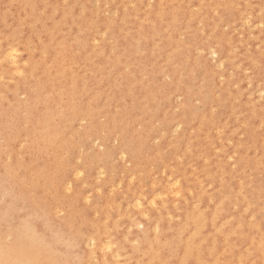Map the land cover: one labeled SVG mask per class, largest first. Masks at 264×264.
I'll return each mask as SVG.
<instances>
[{
  "label": "rangeland",
  "instance_id": "1",
  "mask_svg": "<svg viewBox=\"0 0 264 264\" xmlns=\"http://www.w3.org/2000/svg\"><path fill=\"white\" fill-rule=\"evenodd\" d=\"M208 4L214 9L209 7L210 5ZM248 9L252 11L246 12ZM238 10L239 12L243 11L239 13ZM262 12H264V0H0V233H4L10 227L13 228L14 224L18 222V215L27 210L34 213V216L42 210V213L50 221L54 222L66 217L70 208V220L75 223V225H72L74 228L72 235H74V241L77 239L76 242L77 244L79 243L77 245L74 242L76 247L73 245L71 251L73 255L76 253L80 254L78 264H101L103 256L104 258L110 257L112 250L117 247L119 249L120 247L122 249L126 248L124 249L125 251L120 249V254L117 257L120 260V256H122V259L117 261L122 262L121 264H127L132 259L131 255L134 257L136 253V257L142 256L141 250L138 249L140 253L137 250L142 245L141 234L138 233L143 235L144 232L142 231L164 217V221L160 220V223L164 222L165 224H159V229L160 227L162 229L165 227V235L170 238L169 234H171V231H173L172 233L176 232L174 228L182 225L180 222L181 214L185 211L186 205H190L191 202V204H194L195 202L196 206L203 207L205 205L203 209L210 208L214 202V199L211 200L210 196L214 198V194L215 196L218 195L219 190H226L227 188L230 192L229 195L232 196L231 201L227 204L230 216L231 214L233 215L230 219V221L232 220V226L235 223L234 220L240 215V210L244 207L241 203L237 205L234 197L242 198V195L245 194L246 198H249L248 203L250 205L254 203V205L249 206L248 204L249 207H244L245 209L241 211H245L241 214L245 218L243 220L246 223H254L255 221L258 224L261 221L260 230L263 231L264 198L260 197H264V189H262L264 188V155L260 156L262 153L264 154V148L262 149L264 147V138H262L264 137V103H262L259 93L261 90L264 91V89L261 88L259 65L262 56L260 50L264 46V39L262 41V33L259 31L261 30L259 25L261 22L258 23ZM218 15L221 16L219 17ZM246 16H248V19H244L247 18ZM251 16H256L257 18ZM219 18L222 19L219 20ZM244 20H248V23L245 24ZM255 23L256 26L254 25ZM143 35L146 37L144 38ZM248 37L251 38L249 39ZM137 38L140 39L137 40ZM240 39L242 42L246 40L242 43L239 42ZM225 40L228 43H225ZM177 41L178 43H176ZM182 41L184 44L187 43L186 46L183 45ZM174 45L175 47H173ZM246 45H248V49L245 48ZM254 46H260L261 49ZM229 47H235L233 48L235 52L232 53L233 49L231 50ZM10 48L13 49L10 50ZM14 49L16 60L13 62L15 64L12 60L7 59L8 54ZM141 49L142 52H139ZM245 49L248 51L246 52ZM210 52H212L211 55L214 58L209 55ZM214 53L215 55H213ZM249 55L251 56L249 57ZM66 63L68 64L66 65ZM218 64L225 65L224 69L220 68L221 65L218 67ZM249 69H254L251 75L248 74ZM178 75L182 77L180 78ZM201 75L202 78L204 76L205 82H202ZM166 82L173 88L168 86ZM250 83L252 85L251 88H249ZM199 84L202 86H199ZM157 88H159V91ZM199 89L201 92H207L208 100L204 101L200 98L203 94L197 92ZM72 90L74 93L71 92ZM152 92H155L154 95ZM170 92L175 96L171 95ZM60 93L62 96H60ZM221 97L222 100L220 101ZM257 97L258 100L256 99ZM69 98L74 101L71 102L72 100H69ZM94 98L96 100L93 102ZM195 98L198 100L195 101ZM151 99L154 101L152 102ZM69 102L71 103L69 104ZM196 102H198V105ZM87 103L90 105L88 106ZM29 104L31 105L29 106ZM188 104L194 106V108L191 107L192 114L190 116L189 114H182L184 106ZM175 105H179L180 110ZM209 105H212V107ZM262 105L263 107H261ZM94 106V109L96 107L98 109L94 110ZM68 107L70 109H67ZM258 107L259 109H257ZM47 108L49 110L46 111ZM60 108L63 110L62 112ZM172 108H175L174 111ZM235 108L236 110H234ZM253 108H256V110L263 109L261 117L252 115L251 111L254 110ZM154 109L156 110L154 111ZM211 109L214 111L211 112ZM141 110L148 111L143 112ZM128 111L130 112L129 114H127ZM243 111H246V113ZM201 112L212 119V122L209 125H203L204 127H200L203 123L196 115ZM141 113L143 114L140 116ZM110 114L114 115V117ZM181 114L184 116L181 117ZM85 115L86 118H83ZM87 115H90L92 120L94 119L93 123H90L92 126L89 125ZM250 116H252L251 119ZM173 118L176 119L174 120ZM44 119H48L50 122L43 121ZM177 119L179 121L181 119L187 120V124L182 122L183 125ZM223 120H225V123ZM251 120L252 123L249 124L251 126H247V121ZM177 123H179V127L177 126L178 128L176 129ZM151 126L153 127L151 128ZM180 127L182 129H179ZM195 127L200 128L197 129ZM250 127L255 129L254 132L250 133ZM54 128L58 129L56 133ZM34 129L46 134L45 137L49 139V144L47 142L42 146L32 145L33 149L29 151L27 144L30 138L35 136ZM149 129L150 131H148ZM209 129L210 132L208 131ZM190 130L193 133L190 132L191 135L189 134V136ZM204 130L206 136L203 140L207 142L205 143L207 145L202 146L206 147L205 155L207 156L205 158H197L194 154L196 146L194 148L191 141H194L193 139L196 140V137L193 138L194 135L196 136ZM244 130L247 131L245 132ZM195 131L200 132L196 133ZM242 131H244V135ZM51 134L57 135L51 136ZM137 135H140V137ZM178 136H181L180 139H178ZM217 136L218 138L221 137L217 139ZM141 138L143 140L145 138L147 141L144 145L145 147L139 148L137 156L131 155L130 150L136 145L143 143V140L138 143ZM123 139L127 140V146L120 145L123 144L121 143ZM238 142L241 145H237ZM252 143H256L255 146ZM189 144L191 146H188ZM215 144L217 147L214 146ZM98 145L101 146L99 147ZM223 145L225 149H223ZM234 145H237V149L234 148ZM250 145L251 147H248ZM121 147L128 148L129 152L121 154V152L117 151ZM188 147L193 148L187 149ZM214 149L215 151H213ZM188 150L190 151L189 153ZM177 153L180 158L177 157ZM232 153H236V155L233 154L231 156ZM239 154L244 155H241L243 158ZM120 155H123V157ZM249 155L253 158L251 159ZM256 158L259 159L257 160ZM170 159L171 162H169ZM244 159H246V163ZM261 160L262 163H258V165L257 162H261ZM232 162H236V164ZM217 163L221 164L225 171L220 170ZM80 165L82 166L81 172ZM192 166L195 168L194 172L192 171ZM256 166L260 169L259 171ZM161 167L162 169H160ZM206 167L214 168V173L216 171L217 175L216 173L215 176L214 173L206 174V170H203ZM249 169H253L250 171L251 173L249 172L250 175L247 173ZM226 172L228 173L225 174ZM221 173H223V179L220 175ZM165 174H167L166 177ZM131 176L134 177L131 178ZM172 178L176 180L172 181ZM221 179L223 182H221ZM229 179L230 181L228 182ZM118 180L119 182H117ZM199 180L201 183H198L200 182ZM211 180L213 184L210 182ZM169 182L171 189L168 187ZM225 182L227 186L224 184ZM239 182L246 187L245 193L241 187L239 188L241 185H239ZM248 182H250V185ZM149 183H152L151 186ZM173 184L174 186L180 185L177 194H172L171 192L175 188ZM259 184H262L261 188ZM144 186L146 188H143ZM203 187H205V190ZM257 188H260V191ZM168 191L169 194H167ZM235 192L240 194L237 195ZM160 193L164 194L160 195ZM198 193L202 196V201L197 199ZM142 194H144V198H148L142 200L144 199ZM180 194L182 195L179 196ZM209 197L210 200L207 199ZM258 197L260 200H256ZM132 199L137 200L136 203L137 205L139 204L137 207H135V201ZM151 200H153L154 204ZM164 200L167 203L162 204ZM133 201L134 203L131 207L130 205H132L131 202ZM45 204H48V207H44ZM117 205L119 206L118 209ZM233 205H235V208L238 206L236 210H234ZM149 206L151 211L146 212ZM174 207H176L177 211ZM260 208L262 210L258 212L257 210ZM156 209L157 211L160 209L159 213L162 214H160V218ZM107 210L108 212H106ZM170 210L173 214L168 213ZM98 211H100L99 214ZM141 211L143 212L140 215ZM254 211H257V213ZM106 213H108L109 218L104 216ZM134 213L137 215H133ZM144 213L150 216V220H147V216L145 217ZM153 213H156V215ZM142 214L144 215L142 216ZM114 215L117 216V221ZM169 215L172 216L170 217ZM250 215L255 219L250 217ZM139 216L141 217L139 218ZM104 217H106V220L103 219ZM165 217L167 218L165 219ZM175 217L177 221L174 219ZM247 217L248 219H246ZM258 218L261 220L259 221ZM167 219H169L170 223L173 222L174 225L169 226ZM249 219L250 221H248ZM138 220L144 222L143 224L141 223L143 228L140 227L142 226L140 223H138L139 226L137 227ZM110 221L111 223H109ZM130 222H135V224ZM176 222L178 226H175L177 225ZM122 223H125V225ZM117 225L120 226L117 227ZM166 226L171 228H167L168 231H166ZM132 227L133 229H131ZM91 229L101 230L100 234L102 236L100 239H104L103 242L109 241L111 243L110 251H106V249H109L107 247L101 248L100 245H97L99 244L97 238L95 240L97 242L93 244L95 241L90 240V236H92L90 234ZM127 229L130 233H127L129 232ZM136 229L138 230L137 233ZM115 230L127 233L128 236L126 234L122 235V233H118ZM208 230H210V227H206L203 234L205 235L207 232V236H212L217 231L214 230L213 233ZM106 231L107 234H111L105 235ZM182 232H180L181 237L184 236V232ZM103 233H105L104 236ZM216 234L218 235L217 232ZM106 236L109 237L107 238ZM136 236H139L138 238L140 239L135 238ZM125 237L129 238L123 243L126 240L124 239ZM135 240H139L137 244H135ZM234 240V243H236V235ZM216 241L214 243L220 244L221 237L216 238ZM90 242L93 247H90V245L87 247ZM112 242H115V244L113 245ZM84 243L87 244L85 245ZM97 247H100V249ZM220 247H224L223 249L220 248L223 250L222 257L230 254H225L228 252L225 246L221 245ZM101 250L106 255L103 252L101 253ZM91 252H94L95 255ZM125 255L127 256L125 257ZM91 256H93L92 259ZM117 257L115 259H118ZM94 258L97 260L95 261ZM87 259H91L89 263L86 262ZM123 259L125 260L124 262ZM250 261L248 259L246 262L250 264ZM246 262L245 264H247Z\"/></svg>",
  "mask_w": 264,
  "mask_h": 264
},
{
  "label": "bare ground",
  "instance_id": "2",
  "mask_svg": "<svg viewBox=\"0 0 264 264\" xmlns=\"http://www.w3.org/2000/svg\"><path fill=\"white\" fill-rule=\"evenodd\" d=\"M208 5H210V4H208ZM245 6L247 5V4H244ZM244 6V7H245ZM248 6V5H247ZM133 7V6H132ZM209 7H211V5L209 6ZM250 7H252V6H250ZM212 9H214V7H211ZM250 9H252V8H250ZM250 9H248V10H250ZM215 10H216V8H215ZM214 10V11H215ZM246 10V9H245ZM246 11V12H251L252 10H250V11ZM137 11H139V10H137ZM241 11H243V10H241ZM240 11V12H241ZM129 12V11H128ZM217 12V11H216ZM238 12H239V10H238ZM239 12V13H240ZM147 13V12H146ZM146 13H145V15H146ZM163 13V12H162ZM136 14V13H135ZM218 14V13H217ZM220 14V13H219ZM252 14V13H251ZM216 15V14H215ZM249 16H250V14H248ZM260 15V14H259ZM219 16V15H218ZM221 16V15H220ZM219 16V17H220ZM175 17V16H174ZM243 17V16H242ZM247 18H244V19H248V16H246ZM251 17H253V16H251ZM256 16H254L253 18H255ZM259 17H261V15L259 16ZM250 18V17H249ZM257 18V17H256ZM222 19V18H221ZM220 18H219V20H221ZM240 19V18H239ZM250 19H252V18H250ZM249 19V20H250ZM260 19V18H259ZM147 20V19H146ZM145 20V21H146ZM261 20V19H260ZM259 20V22L258 23H260L261 21ZM244 21H246V20H244ZM248 21V20H247ZM151 22V21H150ZM215 22V21H214ZM248 23V22H247ZM247 23H245V24H247ZM254 23V22H253ZM255 26H256V23L254 24ZM260 25V24H259ZM141 26V25H140ZM250 26V25H249ZM252 26V25H251ZM210 27V26H209ZM216 27V26H215ZM253 27V26H252ZM203 28H204V26H203ZM213 28V27H212ZM153 29H154V27H153ZM210 30H212V29H210ZM204 31V30H203ZM260 31V33H261V30H259ZM258 31V32H259ZM138 32V31H137ZM234 32V31H233ZM236 32V31H235ZM139 33V32H138ZM207 34H209V33H207ZM211 34V33H210ZM239 34H241V33H239ZM140 35H142V34H140ZM258 35H259V33H258ZM239 36V35H238ZM241 36V35H240ZM143 37H144V35H143ZM146 37V36H145ZM144 37V38H145ZM209 37V36H208ZM257 37V36H256ZM227 38H229L228 36H227ZM240 38V37H239ZM241 38H243V37H241ZM249 38V37H248ZM251 38V37H250ZM249 38V39H250ZM258 38V37H257ZM61 39V38H60ZM138 39H140V38H137V40ZM135 40V39H134ZM208 40V39H207ZM227 40V39H226ZM225 40V41H226ZM229 40V39H228ZM232 40V39H231ZM230 40V41H231ZM246 40V39H245ZM245 40H244V42H245ZM180 41V40H179ZM209 41V40H208ZM260 41V40H259ZM262 41H263V39H262ZM261 41V42H262ZM136 42V41H135ZM238 42V41H237ZM239 42H242L241 41V39L239 40ZM244 42H242V43H244ZM247 42V41H246ZM264 42V41H263ZM176 43H178V41L176 42ZM175 43V44H176ZM182 43H183V41H182ZM216 43V42H215ZM225 43H228L227 41L225 42ZM59 44V43H58ZM138 44V43H137ZM187 44V43H186ZM186 44H184L183 43V45H185L186 46ZM214 44V43H213ZM231 44V43H230ZM261 44H263V43H261ZM56 45V44H55ZM61 45H62V43H61ZM64 45V44H63ZM73 45V44H72ZM179 45V44H178ZM232 45V44H231ZM249 45V44H248ZM248 45H246V47L245 48H247V46ZM256 45V44H255ZM259 45V44H258ZM70 46V45H69ZM132 46V45H131ZM188 46V45H187ZM208 46V45H207ZM214 46V45H213ZM213 46H212V49H213ZM222 46V45H221ZM220 46V47H221ZM234 46H236V45H234ZM77 47V46H76ZM173 47H175V45L173 46ZM189 47V46H188ZM210 47H211V45H210ZM219 47V48H220ZM238 47V46H237ZM255 47V46H254ZM257 47H259L260 49H261V47L260 46H257ZM257 47H255V48H257ZM74 48V47H73ZM81 48V47H80ZM137 48H139V47H137ZM178 48V47H177ZM181 48V47H180ZM223 48V47H222ZM231 48V50L233 49V48H235V47H229V49ZM11 49H13V48H10V50ZM16 50H18L17 48H15ZM14 49V50H15ZM76 49V48H75ZM82 49V48H81ZM84 49V48H83ZM182 49V48H181ZM211 49V48H210ZM211 49V50H212ZM248 49V48H247ZM57 50V49H56ZM176 50V49H175ZM246 50V49H245ZM244 50V51H245ZM76 51V50H75ZM174 51V50H173ZM177 51V50H176ZM179 51V50H178ZM207 51V50H206ZM213 51V50H212ZM248 50H246V52H247ZM262 50H260V53H262L261 52ZM70 52V51H69ZM139 52H142V49H141V51L139 50ZM180 52V51H179ZM179 52H176V53H179ZM214 52V51H213ZM216 52V51H215ZM218 53H219V51H217ZM230 52V51H229ZM233 52H235V49H233L232 50V53ZM243 52V51H242ZM241 52V54L243 55V53ZM73 53V52H72ZM211 53L212 52H210V54L209 55H211ZM228 53V52H227ZM245 53V52H244ZM57 54V53H56ZM136 54V53H135ZM180 54H182V52H180ZM229 54V53H228ZM66 55H68V54H66ZM72 55V54H71ZM184 55V54H183ZM214 55V54H213ZM252 55V54H251ZM251 55H249V57L251 56ZM254 55V54H253ZM212 56V55H211ZM217 56H219L218 54H217ZM226 56H227V54H226ZM246 56V55H245ZM62 57V56H61ZM213 57V56H212ZM211 57V58H212ZM239 57V56H238ZM248 57V58H249ZM186 58H188V57H186ZM214 58V57H213ZM230 58V57H229ZM256 58V57H255ZM73 59V58H72ZM224 59V58H223ZM222 59V60H223ZM226 59V58H225ZM232 59V58H231ZM259 59V58H258ZM16 60V59H15ZM187 60V59H186ZM251 60V59H250ZM63 61V60H62ZM64 61H66V60H64ZM218 61H221V60H218ZM227 61V60H226ZM241 61V60H240ZM239 61V62H240ZM243 61V60H242ZM254 61V60H253ZM12 62H13V60H12ZM15 62V61H14ZM13 62V63H14ZM17 62V61H16ZM58 62V61H57ZM73 62V61H72ZM162 62V61H161ZM178 62V61H177ZM182 63H183V61H181ZM217 62V61H216ZM222 62V61H221ZM233 62V61H232ZM13 63H12V65H13ZM107 63V62H106ZM140 63H141V61H140ZM218 63H220V62H218ZM15 64V63H14ZM60 64H61V61H60ZM68 63H66V65H67ZM160 64V63H159ZM232 64V63H231ZM58 65H59V63H58ZM65 65V64H64ZM173 65H174V63H173ZM179 65V64H178ZM182 65V64H181ZM219 65H222V64H218V67H220ZM242 65V64H241ZM255 65V64H254ZM70 66H71V64H70ZM147 66V65H146ZM249 66V65H248ZM63 67H66V66H63ZM217 67V66H216ZM110 68H111V66H110ZM166 68V67H165ZM221 68V67H220ZM245 68H246V66H245ZM61 69H63V68H61ZM181 69H182V66H181ZM222 69H224V68H222ZM247 69V68H246ZM158 70V69H157ZM189 70V69H188ZM254 70V69H253ZM55 71V70H54ZM187 72H189V71H187ZM190 72H191V70H190ZM193 72V71H192ZM55 73V72H54ZM63 73V72H62ZM83 73V72H82ZM133 74V73H132ZM234 74V73H233ZM232 74V75H233ZM255 74V73H254ZM259 74V73H258ZM257 74V75H258ZM155 75V74H154ZM167 76H168V74H166ZM231 75V76H232ZM156 76V75H155ZM164 76H165V74H164ZM166 76V77H167ZM179 76V75H178ZM99 77V76H98ZM132 77H134V76H132ZM180 78L182 77V76H179ZM235 77V76H234ZM201 78H202V75H201ZM203 78H204V76H203ZM201 79L202 80V82L204 81V79ZM258 78V77H257ZM89 79H91V78H89ZM88 79V80H89ZM170 79H171V77H170ZM225 79V78H224ZM120 80H121V78H120ZM175 80H177V79H175ZM207 80V79H206ZM101 81H103V80H101ZM101 81H99V82H101ZM161 81V80H160ZM171 82H172V79L170 80ZM88 82V81H87ZM152 83H154L153 81H151ZM179 82V81H178ZM201 82V83H202ZM205 82V81H204ZM220 82V81H219ZM218 82V83H219ZM223 82V81H222ZM96 83H98V82H96ZM133 83V82H132ZM134 83H135V80H134ZM150 83V82H149ZM157 83V82H156ZM167 83V82H166ZM170 83V82H169ZM180 83V82H179ZM119 84V83H118ZM136 84V83H135ZM168 84V83H167ZM180 84H182V83H180ZM96 85V84H95ZM105 85V84H104ZM186 85H187V83H186ZM205 85V84H204ZM227 85V84H226ZM103 86V85H102ZM168 86H170L169 84H168ZM199 86H202V85H200L199 84ZM94 87V86H93ZM167 87V86H166ZM171 88H173V86H170ZM186 87H188V86H186ZM196 87V86H195ZM217 87V86H216ZM219 87V86H218ZM227 87V86H226ZM90 88V87H89ZM135 88V87H134ZM133 88V89H134ZM159 88H160V86H159ZM159 88H157V90L159 89ZM202 88H204V87H202ZM189 89V88H188ZM201 89V88H200ZM200 89H199V91H197L198 93L200 92V93H202L203 95H202V97H200L201 99H203L204 101L205 100H208V95H207V92L206 91H204V92H206V93H204V92H201L200 91ZM215 89V88H214ZM89 90V89H88ZM130 90V89H129ZM175 90H176V87H175ZM185 90H187V89H185ZM131 91V90H130ZM159 91V90H158ZM188 91V90H187ZM192 91V90H191ZM256 91V90H255ZM258 91V90H257ZM259 91H260V88H259ZM258 91V92H259ZM261 91H263V90H261ZM71 92H73V90L71 91ZM87 92V91H86ZM161 92V91H160ZM193 92V91H192ZM59 93V92H58ZM74 93V92H73ZM153 93V92H152ZM155 93V92H154ZM154 93H153V95H154ZM166 93V92H165ZM165 93H162V94H165ZM171 93V92H170ZM179 93V92H178ZM177 93V94H178ZM188 93H189V91H188ZM230 93V92H229ZM261 93V92H260ZM259 93V94H260ZM61 94V93H60ZM98 94H102V93H98ZM97 94V95H98ZM169 94V93H168ZM187 94V93H186ZM257 94V93H256ZM59 95V94H58ZM57 95V97H59ZM170 95V94H169ZM171 95H173V96H175L174 94H172L171 93ZM179 95V94H178ZM196 95V94H195ZM60 96H62V94L60 95ZM63 96H65V95H63ZM100 96V95H99ZM136 96V95H135ZM167 96V95H166ZM182 96V95H181ZM257 96H258V94H257ZM45 97V96H44ZM44 97H43V99H44ZM71 97V96H70ZM72 97H73V94H72ZM97 97V96H96ZM95 97V98H96ZM130 97V96H129ZM152 97V96H151ZM168 98H169V96H167ZM179 97V96H178ZM8 98V97H7ZM61 98V97H60ZM94 98V100H93V102L96 100ZM142 99H143V97H141ZM155 98V97H154ZM163 98V97H162ZM184 98H186V97H184ZM260 98V97H259ZM5 99H6V97H5ZM42 99V100H43ZM81 99V98H80ZM90 99V98H89ZM99 99V98H98ZM123 99V98H122ZM131 99H132V97H131ZM170 99V98H169ZM178 99V98H177ZM196 99V98H195ZM219 99V98H218ZM253 99V98H252ZM257 100H258V97L256 98ZM61 100H62V98H61ZM69 100H72L71 102H73L74 100L71 98H69ZM136 100V99H135ZM158 100V99H157ZM163 100V99H162ZM186 100V99H185ZM198 99H196L195 101H197ZM222 100V97L220 98V101ZM225 100H226V98H225ZM31 101H32V99H31ZM44 101V100H43ZM56 101H57V98H56ZM65 101V100H64ZM79 101V100H78ZM151 101L153 102L154 100H152L151 99ZM168 101V100H167ZM174 101V100H173ZM179 102H182V101H180V100H178ZM184 101V100H183ZM234 101V100H233ZM255 101V100H254ZM61 102V101H60ZM71 102H69V104L71 103ZM88 102V101H87ZM104 102V101H103ZM131 102V101H130ZM146 102V101H145ZM144 102V103H145ZM165 102V101H164ZM30 103V102H29ZM124 103H125V101H124ZM147 103V102H146ZM145 103V104H146ZM160 103H161V101H160ZM198 102H196V104H197ZM221 103V102H220ZM222 103H223V101H222ZM251 103V102H250ZM249 103V104H250ZM258 103V102H257ZM32 104V103H31ZM31 104H29V106L31 105ZM67 104V103H66ZM73 104V103H72ZM88 104V106L90 105L89 103H87ZM103 104V103H102ZM127 104V103H126ZM131 104H132V102H131ZM144 104V105H145ZM157 104H159V103H157ZM176 104H177V102H176ZM212 104H213V102H212ZM252 104V103H251ZM60 105H61V103H60ZM74 105V104H73ZM135 105V104H134ZM147 105V104H146ZM145 105V106H146ZM184 105V104H183ZM198 105V104H197ZM203 105V104H202ZM221 105V104H220ZM65 106V105H64ZM66 106H69V105H66ZM87 106V107H88ZM122 106V105H121ZM125 106V105H124ZM175 106H177L178 108H179V105H175ZM209 106H211L212 107V105H209ZM245 106V105H244ZM63 107V106H62ZM74 107V106H73ZM102 107V106H101ZM161 107V106H160ZM191 107H193L194 108V106L192 105H187V106H184V108H183V112H182V114H186V115H188L189 114V116H190V114H192V110H191ZM199 107H201L200 105H199ZM239 107V106H238ZM261 107H263V105L261 106ZM86 108V107H85ZM95 108V106L93 107V109ZM100 108V107H99ZM117 108V107H116ZM124 108V107H123ZM167 108H169L168 106H167ZM192 108V109H193ZM231 108H233V107H231ZM252 108V107H251ZM61 109V108H60ZM64 109V108H63ZM67 109H70L69 107L67 108ZM87 109V108H86ZM90 109V108H89ZM96 109H98L97 107H96ZM96 109H94V110H96ZM118 109H119V107H118ZM117 109V110H118ZM157 110H158V108H156ZM156 109H154V111L156 110ZM175 109V108H174ZM174 109L172 108V110L174 111ZM182 109V108H181ZM254 110L253 111H251L252 112V115L253 116H259V117H261V113H262V110L263 109H261V110H256V108H253ZM257 109H259V107L257 108ZM47 110H49L48 108L46 109V111ZM74 110H75V108H74ZM101 110V109H100ZM165 110V109H164ZM179 110H180V108H179ZM209 110V109H208ZM233 110V109H232ZM234 110H236V108L234 109ZM233 110V111H234ZM63 110L61 109V112H62ZM88 112H89V110H87ZM91 111V110H90ZM130 111V110H129ZM127 112V114H129L130 112ZM133 111V110H132ZM131 111V112H132ZM141 111H143V110H141ZM145 111V110H144ZM143 111V112H144ZM146 111H148V110H146ZM145 111V112H146ZM212 111H214V110H212L211 109V112ZM247 111V110H246ZM246 111L244 112V113H246ZM60 112V113H61ZM66 112H67V110H66ZM134 112V111H133ZM164 112V111H163ZM205 112V111H204ZM59 113V114H60ZM243 113V114H244ZM64 114V113H63ZM69 114V113H68ZM115 114H116V112H115ZM143 113H141L140 114V116L142 115ZM146 114V113H145ZM173 114V113H172ZM181 114V117L182 116H184V115H182ZM229 114V113H228ZM232 114V113H231ZM236 114H238V113H236ZM235 114V115H236ZM263 114V113H262ZM52 115V114H51ZM57 115V114H56ZM91 115H92V113H91ZM99 115V114H98ZM111 115V114H110ZM165 115V114H164ZM169 115H171V114H169ZM199 118H200V120L202 121V126H200V127H204L203 125H209L211 122H212V119L211 118H208L206 115H205V113L203 114L202 112L201 113H197L196 114ZM211 115H213V114H211ZM241 115V114H240ZM239 115V116H240ZM264 115V114H263ZM30 116V115H29ZM54 116V115H53ZM52 116V118H53V121H54V117ZM70 116H71V113H70ZM112 116V115H111ZM139 116V115H138ZM140 116H139V118H140ZM222 116V115H221ZM220 116V117H221ZM238 116V117H239ZM103 117V116H102ZM101 117V118H102ZM112 117H114V115L112 116ZM120 117V116H119ZM125 117V116H124ZM155 117V116H154ZM165 117H166V115H165ZM164 117V118H165ZM179 117V116H178ZM219 117V118H220ZM249 117V116H248ZM264 117V116H263ZM72 118V117H71ZM70 118V121L72 120ZM83 118H86V115H85V117L83 116ZM87 118H88V121H89V125H91L92 123H93V121H94V119L92 120V117L90 116V115H87ZM94 118V117H93ZM100 118V119H101ZM117 118V117H116ZM136 118H137V116H136ZM138 118V119H139ZM177 118V117H176ZM175 118V119H176ZM195 118V117H194ZM217 118V117H216ZM227 118V117H226ZM252 118V116H250V119ZM64 119V118H63ZM81 119V118H80ZM111 119V118H110ZM152 119V118H151ZM150 119V120H151ZM174 119V118H173ZM174 119V120H175ZM183 119V118H182ZM178 120L179 121V123H182V122H185V124H187V120ZM52 120V119H51ZM67 120V119H66ZM112 120V119H111ZM114 120V119H113ZM121 120V119H120ZM134 120V119H133ZM193 120V119H192ZM192 120H191V122H192ZM225 120H228V119H225ZM225 120H223V122L225 121ZM243 120V119H242ZM249 120V119H248ZM43 121H46V122H50V120H48V119H44ZM42 121V122H43ZM58 121V120H57ZM56 121V122H57ZM161 122H164V121H162V120H160ZM46 122H45V124H46ZM72 122V121H71ZM84 122V121H83ZM92 122V123H91ZM156 122V121H155ZM161 122H160V124H161ZM172 122H173V120H172ZM176 122V121H175ZM85 123H86V120H85ZM91 123V124H90ZM114 123V122H113ZM159 123V122H158ZM179 123H177V125H176V129L179 127L178 125H179ZM225 123V122H224ZM242 123V122H241ZM247 123L248 124H246L247 126L250 124V123H252V120L251 121H247ZM155 125H156V123H154ZM175 124V123H174ZM183 124V123H182ZM181 124V125H182ZM190 124V123H189ZM88 125V126H89ZM137 125H139V124H137ZM184 125V124H183ZM227 125H229V124H227ZM245 125V126H246ZM47 126H48V124H47ZM47 126H44V127H47ZM52 126V125H51ZM57 126V125H56ZM92 126V125H91ZM104 126V125H103ZM114 127H115V125H113ZM178 126V127H177ZM216 126V125H215ZM249 126H251V125H249ZM44 127H43V130H44ZM128 127V126H127ZM126 127V128H127ZM153 126H151V128H152ZM199 127V128H200ZM223 127V126H222ZM81 128V127H80ZM147 128V127H146ZM173 128V127H172ZM193 128V127H192ZM195 128H197V129H199L198 127H195ZM234 128V127H233ZM239 128V127H238ZM241 128V127H240ZM47 129V128H46ZM54 129H56V128H54ZM87 129H89V128H87ZM93 129H94V127H93ZM179 129H182V127H180ZM178 129V130H179ZM217 129H219L218 127H217ZM222 129V128H221ZM224 129V128H223ZM57 130L58 129H56V131H55V133L57 132ZM161 130V129H160ZM162 130H164V129H162ZM170 130H172V129H170ZM175 130V129H174ZM254 130L255 129H253V127H250V133H252V131L254 132ZM124 131V130H123ZM148 131H150V129L148 130ZM173 131V130H172ZM171 131V132H172ZM184 131V130H183ZM192 131H193V129H192ZM191 130L189 131V133H188V135L190 134V132H192ZM209 132H210V129L208 130ZM219 131H221V130H219ZM218 131V132H219ZM237 131V130H236ZM245 132L247 131V130H244ZM244 131H242V134H243V132ZM91 132V131H90ZM143 132V131H142ZM174 132V131H173ZM196 132V131H195ZM197 132H200V131H197ZM196 132V133H197ZM209 132H207V133H209ZM218 132H216V134H218ZM235 132V131H234ZM240 132V131H239ZM49 133V132H48ZM117 133V132H116ZM115 133V134H116ZM125 133V132H124ZM150 133V132H149ZM184 133V132H183ZM193 133V132H192ZM206 133V134H207ZM231 133V132H230ZM258 133V132H257ZM137 134H139V133H137ZM221 134V133H220ZM240 134V133H239ZM241 134V135H242ZM249 134V133H248ZM253 134H255V133H253ZM252 134V135H253ZM34 137H31L30 138V140H29V142H28V150L30 151H32V149H33V146L32 145H45L47 142H48V144H49V139L48 138H46L45 137V135L46 134H44V133H42L40 130H38V129H34ZM50 135V134H49ZM54 135H57V134H54ZM53 134H51V136H54ZM191 135V134H190ZM189 135V136H190ZM244 135V134H243ZM138 136V135H137ZM158 136V135H157ZM182 136V135H181ZM181 136H178V139H180V137ZM206 135H205V130L203 131V132H200V133H198L196 136L194 135V137L193 138H195L196 137V140L195 139H193L192 137V139L194 140V141H191V142H193V147L194 146H196V151L194 152V154H195V156H197V158L199 157V158H201V157H204L205 158V156H207V155H205L206 154V147H204L205 145H207V144H205V143H207L206 141H204L203 139H204V137H205ZM86 137H88V135H86ZM89 137H90V135H89ZM123 137H124V135H123ZM138 137H140V135L138 136ZM221 137V136H220ZM219 137V138H220ZM227 137H229V136H227ZM253 137V136H252ZM100 138V137H99ZM122 138V137H121ZM154 138H156L155 136H154ZM189 138V137H188ZM212 138V137H211ZM218 138V136H217V139H219ZM262 138H264V137H262ZM97 139V138H96ZM130 139H132V138H130ZM157 139V138H156ZM160 139V138H159ZM191 139V140H192ZM227 139V138H226ZM248 139V138H247ZM115 140V139H114ZM143 140V138H141L139 141H138V143L140 142V141H142ZM147 140H148V138H147ZM152 140V139H151ZM176 140H177V138H176ZM258 140V139H257ZM122 142L121 143H123V144H120V145H126L127 146V140H125V139H123V140H121ZM154 141H155V139H154ZM188 141H190V140H188ZM211 141H212V139H211ZM214 141V140H213ZM220 141V140H219ZM222 141V140H221ZM225 141V140H224ZM239 141V140H238ZM255 141V140H254ZM254 141H253V143H254ZM130 142V141H129ZM262 142V141H261ZM45 143V144H44ZM131 143V142H130ZM147 143V141L145 140V138H144V140H143V143H141V144H138V145H136L132 150H130V154L131 155H136L137 153H138V150H139V148L140 147H145L144 145ZM155 143V142H154ZM158 143V142H157ZM179 143V142H178ZM185 143H186V141H185ZM209 143V142H208ZM222 143V142H221ZM220 143V144H221ZM240 143H241V141H240ZM239 142H238V144L237 145H239L240 144ZM252 143V144H253ZM172 144V143H171ZM175 144V143H174ZM177 144V143H176ZM187 144V143H186ZM191 144V143H190ZM188 145V146H191V145ZM224 144V143H223ZM256 144V143H255ZM255 144H253L254 146H255ZM167 145H169V143H167ZM202 145H204V146H202ZM236 145V146H237ZM241 145V144H240ZM99 147L101 146V145H98ZM214 146H216V144L214 145ZM224 146V145H223ZM235 146V145H234ZM234 147V148H236L237 149V147ZM260 146H262V145H260ZM47 147V146H46ZM98 147V148H99ZM176 147V146H175ZM192 147V148H193ZM217 147V146H216ZM239 147V146H238ZM248 147H251V145L250 146H248ZM257 147V146H256ZM256 147H255V149H256ZM169 148V147H168ZM189 148H191V147H188L187 149H189ZM191 148V149H192ZM195 148V147H194ZM214 148V147H213ZM212 148V149H213ZM233 148V149H234ZM264 147H262V149H263ZM27 149V148H26ZM103 149V148H102ZM101 149V150H102ZM187 149H185V150H187ZM209 149V148H208ZM223 149H225V146H224V148ZM232 149V151L234 152V150ZM117 151H119V152H121V154H126L127 152H129V149L128 148H126V147H121L119 150H117ZM141 151V150H140ZM139 151V152H140ZM213 151H215V149L213 150ZM223 151V150H222ZM231 151V152H232ZM256 151H257V149H256ZM255 150H254V152H256ZM263 151H264V149H263ZM181 152H183V151H181ZM190 151L188 150V153H189ZM224 152H225V150H224ZM223 152V153H224ZM43 153V152H42ZM51 153V152H50ZM184 153V152H183ZM193 153V152H192ZM129 154V155H130ZM174 154H176V153H174ZM215 154H217L216 152H215ZM228 154V153H227ZM230 154V153H229ZM233 154H235L236 155V153H232L231 154V156L233 155ZM178 153H177V157H178ZM185 155V154H184ZM184 155H182V157H184ZM190 155H192V154H190ZM212 155V154H211ZM240 155V154H239ZM242 155V154H241ZM240 155V156H241ZM262 155H264L263 153L261 154V156L260 157H262ZM120 156H122L123 157V155H120ZM137 156V155H136ZM180 156V155H179ZM189 156V155H188ZM219 156V155H218ZM242 156H244V155H242ZM241 156V157H242ZM250 157H251V155H249ZM249 156H248V158H249ZM121 157V158H122ZM135 157V156H134ZM174 157H176V156H174ZM190 157V156H189ZM257 157H259V155H257ZM106 158V157H105ZM137 158V157H136ZM144 158V157H143ZM178 158H180V157H178ZM219 158V157H218ZM228 158V157H227ZM243 158V157H242ZM248 158H246V159H248ZM253 157H251V159H252ZM264 158V157H263ZM101 160H104L103 158H100ZM135 159V158H134ZM145 159V158H144ZM176 159V158H175ZM206 159H207V157H206ZM205 159V160H206ZM246 159H244L245 160V163H246ZM257 159V158H256ZM259 159V158H258ZM257 159V160H258ZM262 159V158H261ZM178 160V159H177ZM180 160V159H179ZM197 160V159H196ZM210 160H211V158H210ZM242 160V159H241ZM60 161V160H59ZM62 161V160H61ZM207 161V160H206ZM220 161H222V160H220ZM248 161V160H247ZM256 161V160H255ZM100 162V161H99ZM129 162V161H128ZM154 162H155V160H154ZM169 162H171V159L169 160ZM192 162V161H191ZM60 163V162H59ZM164 163V162H163ZM179 163V162H178ZM232 163H235L236 164V162H232ZM260 164V163H262V160H261V162H257V164ZM57 164V163H56ZM129 164H130V162H129ZM162 164V163H161ZM165 164V163H164ZM180 164V163H179ZM222 164H224V163H222ZM258 164V165H259ZM186 165H188V164H186ZM210 165H212V164H210ZM247 165H248V162H247ZM257 165V166H258ZM84 166V165H83ZM98 166V165H97ZM135 166V165H134ZM170 166H171V164H170ZM174 166V165H173ZM172 166V167H173ZM194 166V165H193ZM192 166V167H193ZM217 166H218V168H220V170H224L223 169V166L221 165V164H218L217 163ZM256 166V167H257ZM80 172H81V169H82V166L80 165ZM138 167V166H137ZM102 168V167H101ZM156 168V167H155ZM154 168V169H155ZM166 168V167H165ZM194 168V167H193ZM192 168V171L193 170H195V168L193 169ZM225 168V167H224ZM258 168V167H257ZM257 168H254V169H257ZM99 169V168H98ZM160 169H162V167L160 168ZM170 169H172V168H170ZM185 170H186V168H184ZM183 169V170H184ZM203 170H206V174L208 173V174H211V173H214V168H211V167H206V168H204ZM218 170V169H217ZM251 170H253V169H249V171L247 172V173H249ZM260 169L258 168V171H259ZM264 170V169H263ZM262 170V171H263ZM102 171V170H101ZM128 171H129V169H128ZM130 171H132V170H130ZM138 171V170H137ZM164 171H165V169H164ZM178 171V170H177ZM219 171V170H218ZM225 171V170H224ZM141 172V171H140ZM161 172L163 173V171L161 170ZM194 172V171H193ZM203 172V171H202ZM98 173H99V171H98ZM135 173V172H134ZM147 173H149V172H147ZM153 173V172H152ZM166 173V172H165ZM200 173V172H199ZM215 173H216V175H217V172L215 171ZM215 173H214V176H215ZM219 173H220V171H219ZM228 172H226L225 174H227ZM245 173V172H244ZM251 173V172H250ZM250 173H249V175H250ZM144 174V173H143ZM142 174V175H143ZM151 174V173H150ZM176 174V173H175ZM223 173H221L220 175H221V177H222V179H223V175H222ZM259 175H260V173H258ZM257 174V175H258ZM133 175V174H132ZM138 175H139V173H138ZM166 175L167 174H165V177H166ZM172 175V174H171ZM194 175H196V174H194ZM258 175V176H259ZM256 176V175H255ZM130 177V176H129ZM132 177H134V176H131V178ZM154 177V176H153ZM156 177V176H155ZM168 177V176H167ZM174 177V176H173ZM194 177H196V176H194ZM220 177V178H221ZM248 177V176H247ZM251 177V176H250ZM113 178V177H112ZM147 178V177H146ZM145 178V179H146ZM175 178H177L178 179V177H176L175 176ZM185 178V177H184ZM214 178V177H213ZM213 178H212V180H213ZM233 178V177H232ZM232 178H230V179H232ZM262 178V177H261ZM128 179V178H127ZM144 179V180H145ZM159 179V178H158ZM168 179H169V177H168ZM173 179V178H172ZM199 179H200V177H199ZM221 179V180H222ZM230 179L228 180V182L230 181ZM176 179H173L172 181H175ZM185 180H186V178H185ZM210 181L212 184H213V181ZM250 180V179H249ZM151 181V180H150ZM168 181V180H167ZM170 181V180H169ZM180 181V180H179ZM192 182H194L193 180H191ZM200 181V180H199ZM239 181H240V179H239ZM259 181H260V179H259ZM263 181V180H262ZM117 182H119V180L117 181ZM153 183H154V181H152ZM188 182H189V180H188ZM221 182H223V180L221 181ZM250 182H252V181H250ZM250 182H248L249 183V185H250ZM122 183V182H121ZM158 183H159V181H158ZM168 183V182H167ZM167 183H166V185H167ZM172 183V182H171ZM177 183V182H176ZM187 183V182H186ZM198 183H201V181L200 182H198ZM253 183V182H252ZM93 184V183H92ZM150 184V183H149ZM152 184V183H151ZM151 184H150V186H151ZM207 184H210V183H207ZM224 184H226V182L224 183ZM241 183L239 182V185H240ZM87 185V184H86ZM119 185V184H118ZM169 185H170V182H169V184H168V187H169ZM176 185V184H175ZM178 185V184H177ZM200 185V184H199ZM248 185V186H249ZM260 185V184H259ZM262 185V184H261ZM260 185V188L262 187ZM96 186V185H95ZM114 186V185H113ZM155 186V185H154ZM173 186H174V184H173ZM172 186V187H173ZM197 186V185H196ZM206 186V185H205ZM208 187H209V185H207ZM212 186V185H211ZM210 186V187H211ZM226 186H227V184H226ZM231 186H232V184H231ZM175 188H173V191H171L172 192V194L174 193V194H177L178 193V189L180 188V185H178V186H174ZM187 187V186H186ZM207 187V188H208ZM220 187V186H219ZM242 188V190L244 191V193H245V189H246V187L244 186V185H240L239 186V188ZM120 188V187H119ZM118 188V189H119ZM143 188H146L145 186L143 187ZM170 188V187H169ZM190 188V187H189ZM204 188V190H205V187H203ZM214 188H216V187H214ZM223 188V187H222ZM260 188L258 189L257 188V190H259L260 191ZM99 189V188H98ZM135 189V188H134ZM140 189H141V187H140ZM139 189V190H140ZM153 189V188H152ZM163 189V188H162ZM171 189V188H170ZM188 189V188H187ZM238 189V188H237ZM256 189V188H255ZM262 189H264V188H262ZM90 190V189H89ZM184 190H186L185 188H184ZM190 190V189H189ZM203 190V192H205ZM240 190V189H239ZM238 190V191H239ZM160 191V190H159ZM170 191V190H169ZM169 191H168V193L167 194H169ZM175 191V192H174ZM182 191V190H181ZM211 191V190H210ZM212 191H214L213 189H212ZM234 191H236V190H234ZM154 192V191H153ZM165 192H167V191H165ZM164 192V193H165ZM189 192V191H188ZM198 192V191H197ZM241 192V191H240ZM139 193V192H138ZM141 193V192H140ZM157 193H158V195H159V192L157 191ZM162 193V192H161ZM160 193V195H163V194H161ZM191 193V192H190ZM235 193H237V192H235ZM235 193H234V196H235ZM147 194V193H146ZM154 195H157V194H155V193H153ZM192 194V193H191ZM200 193H198V196H197V199L199 200V199H201V195H199ZM203 194H205V193H203ZM230 194V192L228 191V188L225 190V189H221V190H219V192H218V195H216L215 196V194H214V198H213V196H210L211 197V200H213L214 199V202H213V205L210 207V208H206V209H203V207L205 206H203V207H200V206H196L195 205V202H194V204H191L190 203V205H186V208H185V211L183 212V211H181V212H183V214H181V220H180V222L182 223V225L180 226L179 225V227H177V228H174L175 230L174 231H176V232H174V233H172L173 231H171V234H169V236H170V238H168V237H166V235H165V227H163V229L160 227V229H162L161 231H160V229H159V224H161V223H164V222H161L160 223V220L162 221H164V217H163V219H156L157 220V222L154 224V225H152L151 227H147L144 231H142V232H144L143 233V235H142V233H138V234H141V244L139 243V245H141L140 246V248H137V250L138 249H140L141 250V257H136V253L134 254V257H132V255H131V258L133 259V261H132V259L130 260V261H128V263L127 264H245V262L246 261H248V259H250L251 261L249 262L250 264H251V262H253L252 264H264V230L263 231H261L260 229V220L261 219H263V218H258L259 219V224L258 223H255V221H254V223L253 222H249V223H246L243 219H245V218H243V215H241L243 212H245V211H243V212H241L243 209H245L244 207H249V206H252V204L254 205V203H252L251 205L248 203L249 202V198L247 199L246 198V196H245V194L244 195H242V198H236V197H234V200H235V202H237L236 204L237 205H239L238 203H241L243 206V209L242 210H240V215H238L237 216V219H235L234 221H235V223H236V225L234 226V224H233V226H232V220L230 221V219H231V217L233 216L232 214H231V216H230V213H229V211L227 210L228 208V206H227V204L231 201V198H232V196L231 195H229ZM238 194H240L239 192L237 193V195ZM243 194V193H242ZM247 194V193H246ZM257 194H258V192H257ZM133 195V194H132ZM144 194H142V196H143ZM157 195V196H158ZM182 194H180L179 196H181ZM89 196H91V195H89ZM139 196V195H138ZM137 196V197H138ZM208 196V195H207ZM257 196V195H256ZM259 196V195H258ZM155 198H156V196H154ZM159 197V196H158ZM184 197V196H183ZM210 197L209 198H207L208 200H210ZM260 197V196H259ZM258 197V198H259ZM133 198H134V196H133ZM142 198H144V196L142 197ZM146 198H148V197H146ZM146 198H144V199H142V200H145ZM173 198V197H172ZM181 198V197H180ZM256 199V200H260V198H264V197H260L259 199ZM135 199H136V196H135ZM141 199V198H140ZM139 199V200H140ZM150 199H151V197H150ZM149 199V200H150ZM153 199V198H152ZM176 199V198H175ZM174 199V200H175ZM251 199V198H250ZM95 200H97V199H95ZM101 200V199H100ZM108 200V199H107ZM106 200V201H107ZM128 200V199H127ZM132 200H134V199H132ZM148 200V201H149ZM154 200V199H153ZM153 200H151L152 201V203L154 204V202H153ZM172 200V199H171ZM170 200V201H171ZM174 200H173V202H174ZM203 199H201V201H202ZM86 201H88V200H86ZM131 201V200H130ZM135 201V203H136V201L137 200H134ZM134 201L133 202H131L132 203V205H130L131 207L133 206V203H134ZM151 201H150V203H151ZM169 201V202H170ZM177 201V200H176ZM184 201H186V199H184ZM252 201V200H251ZM97 202V201H96ZM95 202V203H96ZM128 202V201H127ZM126 202V203H127ZM140 202V201H139ZM138 202V203H139ZM143 202V201H142ZM157 202H159V201H157ZM166 201L164 200V201H162V204H164ZM172 202V203H173ZM196 202H199V201H196ZM235 202H233V203H235ZM115 203V202H114ZM130 203V202H129ZM130 203V204H131ZM134 203V205H136L135 207H137L138 205H137V203L135 204ZM147 203H149V202H147ZM146 203V204H147ZM167 203V202H166ZM233 203H231V204H233ZM258 203V202H257ZM97 204V203H96ZM99 204V206H100V202L98 203ZM109 204V203H108ZM116 204V203H115ZM142 204V203H141ZM145 204V205H146ZM153 204H152V206H153ZM156 204V203H155ZM157 204H159V203H157ZM171 204V203H170ZM197 204V203H196ZM248 204H249V206H248ZM41 205H43V204H41ZM118 205H119V203H118ZM117 205V209H118V206ZM175 205V204H174ZM178 205V204H177ZM176 205V206H177ZM180 205V204H179ZM206 205H208V204H206ZM96 206H98V205H96ZM127 206H128V204H127ZM151 206V205H150ZM150 206H149V208H148V211H146V212H149V211H151V210H149L150 209ZM160 206V205H159ZM234 206V208H235V205H233ZM44 207H48V204H45V206ZM109 207V206H108ZM112 207V206H111ZM114 207V206H113ZM154 207H155V205H154ZM163 207V206H162ZM237 207L238 206H236V208L234 209V210H236L237 209ZM259 207H262V206H259ZM93 208H94V206H93ZM125 208V207H124ZM142 208V207H141ZM143 208H145V209H147L146 207H143ZM169 208V207H168ZM178 208V207H177ZM205 208V207H204ZM263 208H264V206H263ZM95 209H96V207H95ZM98 209V208H97ZM111 209V208H110ZM133 209H135L134 207H133ZM137 209V208H136ZM165 209L167 210V208L165 207ZM174 209H176V207H174ZM232 209V208H231ZM94 210V209H93ZM112 210V209H111ZM125 210V209H124ZM132 210V209H131ZM152 210H153V208H152ZM154 210H155V208H154ZM165 210V211H166ZM251 210V209H250ZM260 210H262L261 208L259 209V210H257L258 212L260 211ZM68 211H69V213H68ZM67 211V215H66V217H64V218H61V219H59L58 221H54V222H52V221H50L49 219H48V217H46L43 213H42V210L39 212V213H36V215L34 216V213H32L30 210H27V211H25V212H23V213H21V214H19L18 215V222L16 223V224H14V227L13 228H8L4 233H0V261H2L3 262V264H78V259L80 258V254L79 253H76L75 255H73L72 254V251H71V248L73 247V245H74V242H76L77 241V239H76V241H74V235H72L73 233H74V228H73V226L72 225H75V223H74V221H71L70 220V208H69V210ZM118 211V210H117ZM143 211H144V209H143ZM143 211H141L140 212V215H141V213L143 212ZM156 211H157V209H156ZM155 211V212H156ZM159 211H160V209H159ZM159 211H157L158 213H159ZM176 211H177V209H176ZM233 211V210H232ZM246 211H248V210H246ZM257 211H254L255 213H257ZM96 212V211H95ZM99 212L100 211H98V214H99ZM106 212H108V210L106 211ZM131 212V211H130ZM26 213H28V214H26ZM110 213V212H109ZM121 213V212H120ZM120 213H119V215H120ZM128 213V212H127ZM135 213H137V212H135ZM135 213L133 214V215H135ZM168 213L170 214H173L172 212H171V210H170V212L168 211ZM178 213V212H177ZM250 213V212H249ZM254 213V214H255ZM96 214V213H95ZM124 214V213H123ZM145 214V213H144ZM144 214H142V216L144 215ZM153 214H155L156 215V213H153ZM160 214L161 213H159V218L161 217L160 216ZM164 214V213H163ZM254 214H253V216H254ZM111 215V214H110ZM118 215V216H119ZM127 215V214H126ZM137 215V214H136ZM135 215V216H136ZM150 215V214H149ZM162 215V214H161ZM168 215V214H167ZM247 215V214H246ZM245 215V216H246ZM104 216H108V218H109V215H108V213H106V215H104ZM131 216V215H130ZM145 217L147 216V214H145L144 215ZM154 216V215H153ZM166 216V215H165ZM170 217L172 216V215H169ZM168 216V217H169ZM178 216H179V213H178ZM253 216H251L250 215V217H252L253 218ZM116 217L117 216H115L114 215V218H115V220H116ZM132 217V216H131ZM141 216H139V218H140ZM169 217V218H170ZM106 217H104L103 219L104 220H106L105 219ZM119 218V217H118ZM130 218V217H129ZM150 218V216H147V220ZM167 217H165V219H166ZM103 219H102V221H103ZM120 219V218H119ZM155 219V218H154ZM172 219V218H171ZM170 219V220H171ZM175 220L177 219L176 217L174 218ZM173 219V220H174ZM246 219H248V217L246 218ZM253 219H255V218H253ZM257 219V220H258ZM150 220V219H149ZM168 220V225L170 226H172V224L174 225V223L172 222V223H170V221H169V219H167ZM117 221V220H116ZM115 221V222H116ZM123 221V220H122ZM133 221H135V220H133ZM139 221V220H138ZM177 221V220H176ZM248 221H250V219L248 220ZM106 222V221H105ZM148 222V221H147ZM175 222V221H174ZM108 223V222H107ZM109 223H111V221L109 222ZM127 223V222H126ZM130 223H132V222H130ZM129 223V224H130ZM138 223H140V225H142L144 222H142V220H141V222L139 221V222H137V227L139 226L138 225ZM142 223V224H141ZM170 223V224H169ZM95 224V223H94ZM93 224V225H94ZM105 224V223H104ZM117 224V223H116ZM122 224H124L125 225V223H122ZM121 224V225H122ZM128 224V223H127ZM132 224H135V222H133ZM165 224V223H164ZM176 224L177 225H175V226H178V223L176 222ZM78 225H80V224H78ZM110 225V224H109ZM131 225V224H130ZM167 225V224H166ZM81 226V225H80ZM112 226V225H111ZM118 226H120V225H117V227ZM135 226V225H134ZM107 227V226H106ZM105 227V228H106ZM136 227V228H137ZM141 227V226H140ZM139 227V228H140ZM206 227H210V230H208V231H211V232H213L214 233V230H217L216 232L218 233V235L216 234V232H215V234H211L212 236H207L208 234H207V232L205 233V235L203 234V231H204V229L206 228ZM105 228H104V230H105ZM108 228H110V227H108ZM141 228H143V225H142V227ZM169 229V228H171V227H167L166 226V229ZM264 228V227H263ZM131 229H133V227L131 228ZM159 229V230H158ZM168 229L166 230V231H168ZM94 229H91V233L90 234H92V236H90V240L92 239V240H96V238L98 239V243L99 244H97V245H100L101 246V248L103 247H107V248H109V249H106V251L107 250H109L110 251V246H111V243L109 242V241H106V242H103V240L102 239H100V237L102 236L101 234H100V232H101V230L99 229V230H97V229H95L94 231H93ZM110 230V229H109ZM119 230H121V229H119ZM141 230V229H140ZM171 230V229H170ZM179 230V231H178ZM93 231V232H92ZM108 231V230H107ZM107 231H106V234L105 233H103V236H104V234L105 235H109V234H111V233H109V234H107ZM116 232H118V233H122V235H127V233H130V231L127 229V231H129V232H127V233H123V232H120V231H117V230H115ZM137 229H136V233H137ZM181 231H183L184 232V236L183 237H181L180 235V232ZM105 232V231H104ZM110 232H112V230H110ZM132 232V231H131ZM182 232V233H183ZM210 232V233H211ZM81 233V232H80ZM114 233V232H113ZM118 233H117V235H118ZM167 233V232H166ZM77 234V233H76ZM83 234V233H82ZM87 234V233H86ZM115 234V233H114ZM207 234V235H206ZM81 235V234H80ZM175 235V236H174ZM237 236V240H236V243H234V236ZM112 237H113V235H111ZM121 236V235H120ZM128 236V235H127ZM168 236V235H167ZM217 236V237H216ZM221 237V241H220V244H216V238H218V237ZM107 237V236H106ZM109 237V236H108ZM107 237V238H108ZM139 237V236H138ZM137 236L135 237V238H138ZM104 238V237H103ZM106 238V239H107ZM111 238V237H110ZM127 238H129V237H127ZM127 238L125 237L124 239H126L125 241H123V243L124 242H126L127 241ZM134 238V239H135ZM120 239H122V238H120ZM138 239H140V238H138ZM90 240H88V241H90ZM108 240H110V239H108ZM118 240V239H117ZM117 240H115V241H117ZM87 241V240H86ZM85 241V242H86ZM133 241V240H132ZM136 241V240H135ZM139 241V240H138ZM138 241H136L135 242V244H137V242ZM214 241H216L215 243H214ZM79 242V241H78ZM92 242V241H91ZM91 242L89 243V244H87V247H88V245H90L91 244ZM97 241H95V243H96ZM109 243H110V245H109ZM132 243V242H131ZM76 244H77V242H76ZM76 244L74 245L75 247H76ZM79 244V243H78ZM77 244V245H78ZM85 244V243H84ZM85 244V245H86ZM112 244L114 245L115 244V242L113 243L112 242ZM129 244V243H128ZM134 244V243H133ZM133 244H131V245H133ZM135 244H134V247H135ZM119 245H120V243H119ZM126 246H127V244H125ZM130 245V244H129ZM221 245H223V246H225V249L228 251H226L227 253H225V252H223V253H225V254H228V253H230L228 256H225V257H222V249L224 248V247H220ZM122 246V245H121ZM90 247H93V246H91L90 245ZM123 247H124V245H123ZM97 248H99L100 249V247H97ZM97 248H96V250H97ZM115 248H116V246H115ZM128 249H129V247H127ZM133 248V247H132ZM220 248H222V249H220ZM92 249V248H91ZM91 249H90V251H91ZM98 249V250H99ZM120 249L121 250H124V249H126L125 247L122 249L121 247H120ZM120 249H119V247H117L116 249H114V250H112V253H111V255H110V257H108V258H104V256H103V258H102V260L103 261H101L100 263L101 264H105V262H107V264H121L122 262H118V261H120L121 259H122V256H120V260H119V258L117 257L119 254H120ZM164 249H165V252H164ZM167 249V250H166ZM88 251H89V249H88ZM92 251H93V249H92ZM95 251V250H94ZM125 251V250H124ZM139 251V250H138ZM138 251H137V255H138ZM225 251V250H224ZM230 251V252H229ZM75 252V251H74ZM85 252V251H84ZM103 251L101 250V253H102ZM130 253H132L131 251H129ZM129 252H127L128 254H129ZM89 253V252H88ZM92 254H94V252H91ZM122 253V252H121ZM139 253H140V251H139ZM87 254V253H86ZM86 254H84L85 255V257H87L86 256ZM97 254H98V252H97ZM103 254H105L106 255V253L105 252H103ZM126 254V253H125ZM95 255V254H94ZM107 255H108V253H107ZM124 255V254H123ZM140 255V254H139ZM127 255H125V257H126ZM92 257L93 256H91V259H92ZM98 257V256H97ZM105 257H107V256H105ZM118 258V259H115V258ZM82 258V257H81ZM90 258V257H89ZM100 258H101V256H100ZM90 259V260H91ZM95 259V261L97 260L96 258H94ZM127 259V258H126ZM129 259V258H128ZM88 260V261H87ZM86 260V262L87 263H89V259H87ZM118 260V261H117ZM125 260L123 259V262H124ZM82 262H84V261H82ZM247 263V262H246ZM96 264V263H95ZM248 264V263H247Z\"/></svg>",
  "mask_w": 264,
  "mask_h": 264
},
{
  "label": "snow or ice",
  "instance_id": "3",
  "mask_svg": "<svg viewBox=\"0 0 264 264\" xmlns=\"http://www.w3.org/2000/svg\"><path fill=\"white\" fill-rule=\"evenodd\" d=\"M245 23H247V21H245ZM260 29H261V39H264V12H262L261 15V23H260ZM215 55V53H214ZM7 59L9 60H15L16 59V54H15V50H13L12 52H10L7 56ZM225 67V65H221V68ZM259 70H260V78H261V88L264 89V46H262V56H261V60H260V65H259ZM254 70L253 69H249V75L252 74ZM223 79V77H222ZM252 85L251 83L249 84V88H251ZM261 96V101L262 103H264V91H261L260 93ZM262 226H264V220H262ZM142 227V226H141ZM93 244H95V242H93ZM0 264H3L2 261H0ZM105 264H107V262H105Z\"/></svg>",
  "mask_w": 264,
  "mask_h": 264
}]
</instances>
